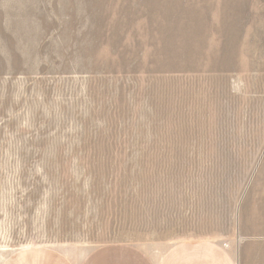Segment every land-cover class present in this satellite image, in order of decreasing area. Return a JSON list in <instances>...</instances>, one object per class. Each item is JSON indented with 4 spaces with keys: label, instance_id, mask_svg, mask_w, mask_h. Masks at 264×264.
<instances>
[{
    "label": "rangeland",
    "instance_id": "1",
    "mask_svg": "<svg viewBox=\"0 0 264 264\" xmlns=\"http://www.w3.org/2000/svg\"><path fill=\"white\" fill-rule=\"evenodd\" d=\"M186 238L264 264V0H0V264Z\"/></svg>",
    "mask_w": 264,
    "mask_h": 264
},
{
    "label": "crops",
    "instance_id": "2",
    "mask_svg": "<svg viewBox=\"0 0 264 264\" xmlns=\"http://www.w3.org/2000/svg\"><path fill=\"white\" fill-rule=\"evenodd\" d=\"M3 264H238L233 251L209 238H186L160 255L131 243L101 245L76 263L52 247L32 246L14 252Z\"/></svg>",
    "mask_w": 264,
    "mask_h": 264
}]
</instances>
